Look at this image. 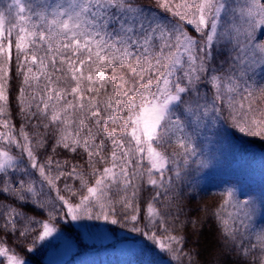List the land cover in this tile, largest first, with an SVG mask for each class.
I'll use <instances>...</instances> for the list:
<instances>
[{"label": "snow or ice", "instance_id": "snow-or-ice-1", "mask_svg": "<svg viewBox=\"0 0 264 264\" xmlns=\"http://www.w3.org/2000/svg\"><path fill=\"white\" fill-rule=\"evenodd\" d=\"M237 134L264 141V0L0 7L4 264L112 240L83 221L126 230L128 264H264V155L252 191L224 188L227 219L200 198L225 165L214 145Z\"/></svg>", "mask_w": 264, "mask_h": 264}, {"label": "trees", "instance_id": "trees-1", "mask_svg": "<svg viewBox=\"0 0 264 264\" xmlns=\"http://www.w3.org/2000/svg\"><path fill=\"white\" fill-rule=\"evenodd\" d=\"M235 138L238 140V143H236L234 146L247 154L243 167L235 163L233 164L234 159H237L235 157L234 147L228 146V142L234 144ZM214 149L222 154L223 158L225 159V165L218 169H214L210 175L205 177V179L202 181V187L204 191L200 192V198L204 202L214 204V210H219L221 215L227 219L228 213L234 212L235 209H233L231 206H226L224 208L220 207L224 200L223 190L227 185L230 184L241 185L242 191L240 195L241 198H243L246 191H252L255 188L252 186L249 178L253 174L260 171V166H254V164L250 161L252 157H250L251 155L248 153L253 151L258 152L259 150L264 152V141L253 140L251 138L242 137L241 135L237 134L228 139L220 140L214 145ZM255 223L257 227L264 225V217H257ZM57 226L60 228L61 232L68 234L76 241L78 240L79 233H77V230L72 223H61ZM108 227L113 231L120 230L126 232V230L115 225L108 224ZM253 241L255 242V237H253ZM45 252L46 247L41 245L38 247V250L35 253H22V255H24L31 264H46L44 257ZM128 260L129 258L126 254L117 252L115 250H112L111 252L102 250L79 252L78 250L71 255L67 262L68 264H128ZM0 264H4L3 258H0ZM136 264H139V260L136 261Z\"/></svg>", "mask_w": 264, "mask_h": 264}, {"label": "rangeland", "instance_id": "rangeland-1", "mask_svg": "<svg viewBox=\"0 0 264 264\" xmlns=\"http://www.w3.org/2000/svg\"><path fill=\"white\" fill-rule=\"evenodd\" d=\"M8 2H10V0H0V7H6ZM231 142H232V140H231ZM236 143H238V140L235 138L234 144L233 143L231 144V143L228 142V146L234 147V145ZM248 154L251 155L250 157H252V158L250 159V161L254 164V166L255 167L258 166V165L260 166V159L259 158H260L261 155H264V152L259 150L258 152L253 151V152H249ZM252 186L255 187L254 184H252ZM80 223L89 224V225H91V226H93L94 228H97V229H104L107 233H109L111 235L112 240L105 241L103 245L97 244L96 247H94V248L81 244L79 249H78L79 252H82V251L83 252H89V251H92V250H96V251L102 250V251H110L111 252L112 250H115L117 252L123 253L122 250L127 247V245L119 243V241L124 240L128 236V234L125 231H120V230L113 231L112 229L110 230L109 227H108V224L103 222V221H83V222H80ZM72 224L76 228L77 233H79V238L77 240V242H79L80 237H81V233H82L83 230L80 227H78L76 225V223H72ZM65 235L68 238L75 240L74 238H72L68 234H65ZM113 241H116V243L114 244ZM71 255L72 254H70L68 257H63V259L65 261H67L71 257ZM44 257H45V263L46 264H58L59 260L61 259V257L56 255L50 247H46V252H45V256ZM29 264H31V263L29 262ZM32 264H34V263H32Z\"/></svg>", "mask_w": 264, "mask_h": 264}]
</instances>
